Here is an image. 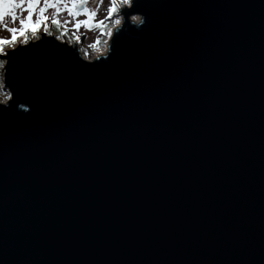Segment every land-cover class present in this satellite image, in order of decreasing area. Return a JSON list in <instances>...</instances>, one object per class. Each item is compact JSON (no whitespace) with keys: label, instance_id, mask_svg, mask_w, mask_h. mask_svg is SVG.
I'll list each match as a JSON object with an SVG mask.
<instances>
[{"label":"water","instance_id":"95a60500","mask_svg":"<svg viewBox=\"0 0 264 264\" xmlns=\"http://www.w3.org/2000/svg\"><path fill=\"white\" fill-rule=\"evenodd\" d=\"M132 11L107 61L17 44L0 264H264V0Z\"/></svg>","mask_w":264,"mask_h":264},{"label":"clouds","instance_id":"9594fccd","mask_svg":"<svg viewBox=\"0 0 264 264\" xmlns=\"http://www.w3.org/2000/svg\"><path fill=\"white\" fill-rule=\"evenodd\" d=\"M136 4L137 0H37V4L31 6V11L36 13L35 22H31L16 36L10 31L15 28L5 29L0 23V108L9 107L14 93L13 85L6 84V78L10 75L9 53L15 50L17 43L25 47L30 41H40L38 26L43 24L41 32L45 37H52L60 45L66 44L69 49H73L79 62L92 65L94 61H107L112 49L110 41L114 36L126 32L127 27L140 29L145 23L142 13L132 11ZM123 12L129 13L127 19L121 14ZM98 14L99 19L96 18ZM80 16L83 19H77ZM50 26L54 31L50 30ZM81 27L85 32L78 31ZM85 33L92 34L90 41ZM18 35L20 39L17 42ZM81 35H85L84 44H81ZM16 108L21 113H27L29 107L17 103Z\"/></svg>","mask_w":264,"mask_h":264},{"label":"snow or ice","instance_id":"6c2138e0","mask_svg":"<svg viewBox=\"0 0 264 264\" xmlns=\"http://www.w3.org/2000/svg\"><path fill=\"white\" fill-rule=\"evenodd\" d=\"M36 4H37V0H0V20H4L5 17H10L11 19L16 20V16H15L16 9L22 8L24 11L27 12V15L24 16L23 19L19 21L20 23L19 29L10 30L13 36H16L22 29H26L28 26L31 25V16L33 14V12L31 11V6H35ZM121 14L125 17V19H127V16L129 15L128 12H123ZM115 37L113 39V44L115 43ZM27 50L28 49L26 48L23 51H27ZM20 53L21 51H13L9 54V65L10 66L15 65L17 60L20 58ZM6 84L11 85V83H9V78H6ZM20 104H23V103H20ZM29 110L30 109L28 108V111Z\"/></svg>","mask_w":264,"mask_h":264},{"label":"rangeland","instance_id":"374dc122","mask_svg":"<svg viewBox=\"0 0 264 264\" xmlns=\"http://www.w3.org/2000/svg\"><path fill=\"white\" fill-rule=\"evenodd\" d=\"M37 7H39V4L37 5ZM21 9H22V8H21ZM21 9H16V10H15V16L17 17L16 20L11 19L10 17H5L4 20H3L2 22H0V23L3 24V26H4L5 29H7V28H15V29H19V27H20V23H19V21H20L21 19H23L24 16L27 15V12L24 11V10L22 11ZM96 18H97V19L100 18L99 14L97 15ZM77 19H83V17L80 16V17H77ZM35 20H36V13H35V11H34L33 14H32V16H31V22L34 23ZM45 23H47V21H45ZM42 28H43V24H41L40 26L37 27V34H38V35H41V33H42V32H41V29H42ZM78 31H79V32H82V33L85 32V30L83 29V27H81ZM5 35H7L6 32H5ZM25 35H28V33L25 32ZM85 35L88 36V40L90 41V40H91V37H92V34H91V33H85ZM85 35H81V36H80L81 44H84V43H85ZM19 39H20V37H19V35H18V36H17V42H18ZM17 44H18V43H17Z\"/></svg>","mask_w":264,"mask_h":264},{"label":"trees","instance_id":"16d2710c","mask_svg":"<svg viewBox=\"0 0 264 264\" xmlns=\"http://www.w3.org/2000/svg\"><path fill=\"white\" fill-rule=\"evenodd\" d=\"M50 30H53L54 31V29H51V26H50Z\"/></svg>","mask_w":264,"mask_h":264}]
</instances>
